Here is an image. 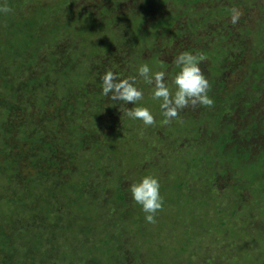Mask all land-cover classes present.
Returning a JSON list of instances; mask_svg holds the SVG:
<instances>
[{"label":"trees","instance_id":"trees-1","mask_svg":"<svg viewBox=\"0 0 264 264\" xmlns=\"http://www.w3.org/2000/svg\"><path fill=\"white\" fill-rule=\"evenodd\" d=\"M42 1L6 0L11 11L0 14V191L14 192L18 188L25 191L21 202L14 197L6 199L0 193V202H7L0 203V264H118L124 257V243L128 236H121V230L112 229L117 220H96L97 211L92 212V205L89 206L95 198L94 191L91 190L87 197L85 186L73 182L74 176L67 170L61 171L62 163L55 162L60 139L55 140L53 133L71 130L75 137L72 144H78L75 148L81 149L93 138L96 141L94 145L97 142L101 144L105 138L114 137L119 141L123 138L124 128L129 134L136 131L137 136L144 131L147 136H152V131H160L155 133L157 140L168 149L162 141L169 136L163 127L164 117L159 112L158 101L150 96L141 102L143 106L150 107L156 117L154 125L145 127L142 122L123 115L126 111L123 104L110 101L101 94V76L106 70L119 72L120 78L136 75V68L143 63H148L154 71L161 70L162 60L155 49L160 42L158 39L168 41L166 45H169L171 40L181 42L188 35L200 44L197 47L190 45L192 50L186 51L203 57L200 67L204 63L209 71L203 72L210 83L209 96L213 105L217 106L213 109L220 116L247 115L251 107L256 110L250 113L251 123L226 119L229 124L222 134H217L215 130L213 139L217 144V154L226 158L233 156L237 160L234 166L247 161V164H252L251 169L256 168L255 172H263L264 148L258 144L259 151L255 153L251 142L259 136L264 137V102L262 109L255 108L264 90V61L260 58L250 61L248 70L253 74L244 77L241 83L233 82L231 85L227 77V73L230 76L234 74L235 65L251 52L247 38L253 33L258 37L264 35V25L256 27V22L251 27L246 24L250 20L251 8H254L253 0H214L212 7H206L204 11L197 7L202 0H148V5L156 12H166V15H156L150 28L144 23L145 17L134 14L132 19L135 24L126 23L127 18L113 11L111 6L107 8L103 5L98 17L91 8L72 10L75 0H63L61 5ZM115 1H111L112 6ZM2 2L4 0H0ZM233 7L243 12L236 25L230 22V9ZM216 23L219 25L215 26ZM100 32H103L102 41L106 38L103 44L98 36ZM85 40L90 41L92 47L86 46ZM257 40L258 45L264 42L261 37ZM84 46L87 51L82 50ZM149 47L150 52L154 51L150 57L141 54ZM119 56L123 60H118ZM89 60H92L91 63ZM116 60L125 62V72L117 68L118 65L114 64ZM162 63L168 69L171 82L178 69L173 63ZM249 76H253L252 80ZM85 77L88 82L84 81ZM138 81L144 89L145 83L142 79ZM220 90L224 94L219 95ZM65 106H70L66 115L62 114ZM257 111L261 114H256ZM141 128H144L142 133L139 131ZM187 130H190L189 126ZM175 144L173 142L175 149H168L170 152L177 149ZM128 145L135 153L130 154V159L138 158L144 149L138 138L130 137ZM122 147L127 152V148ZM92 151L98 153L96 149ZM156 157L158 160H173V156L164 157L160 152ZM72 160L77 161L73 166L78 167V173L81 172L82 162L78 158ZM83 163L92 175L103 172V165L98 161L86 159ZM186 167L180 163L173 168ZM64 173L70 178L64 180ZM161 194L164 199L162 210L166 208L165 204L172 203L181 214V222L187 221V213L193 217L191 209L184 213L186 209L206 204L205 199L191 204L190 200L181 202L180 198L174 203L171 197L167 199L165 192ZM118 198L124 205L125 196L120 193ZM88 208L91 210L88 211ZM81 212L85 215L92 212V215L83 217L85 223L79 217ZM260 213L261 209L257 210V215ZM43 217L48 222L41 221L32 229L25 223L30 218ZM68 221H75L80 238L70 240L71 244H66L65 249L55 250L56 245L50 246L47 230L60 231L61 224ZM192 225L185 231L193 229ZM70 227L67 225V229ZM225 230L227 234L234 232L232 228H228L229 232ZM103 231L106 232L103 234ZM84 238L90 242L86 243ZM259 243L256 250L232 252V258L242 259L243 264H264V238H260ZM82 247L85 249L81 252ZM130 252L135 253L132 249Z\"/></svg>","mask_w":264,"mask_h":264},{"label":"rangeland","instance_id":"rangeland-1","mask_svg":"<svg viewBox=\"0 0 264 264\" xmlns=\"http://www.w3.org/2000/svg\"><path fill=\"white\" fill-rule=\"evenodd\" d=\"M61 1L63 0H43L42 2L53 4L60 3ZM109 1L110 3L108 4V0H75L71 7L75 11L91 8L100 17L99 11L102 9V6L105 5L107 8L111 6L113 11H118L122 13L123 17L127 18L126 23L135 24L132 19L133 14L141 18L145 17L143 20L148 28L152 26L156 15L161 16L164 13L166 15L165 11L156 12V9L148 5V0H117L114 6L111 3L113 0ZM213 1H199L197 7L200 11H204L206 7H212ZM252 2L254 8H251L250 20L246 24L253 27L257 22L256 27H263L264 0H253ZM258 4L260 6L257 7L256 5ZM167 8H169V3ZM217 25L219 23L215 24V26ZM102 34L103 32H100L98 36L103 44L106 38L102 41ZM117 35L119 37L118 31ZM259 37L263 39L264 35ZM259 37L253 33L247 38V44L251 45V52L245 58L246 63L242 59L239 64L235 65L234 74L230 76L227 73L231 85L233 82L234 84L241 83L244 77L253 74L252 71L248 70V64L254 58H260L264 61V42L258 45L257 39ZM69 40H67L68 43H70ZM158 40L160 42L159 44L157 43L158 45L155 49L165 65L172 63V58L175 55L189 50L190 45L196 47L200 45L194 38L188 35L184 36L181 42H179L180 40H171L169 45H166L168 41L163 42L162 39ZM85 42H87L86 46L92 47L90 41L85 40ZM86 46L83 47V51H87ZM151 52L149 47L142 51L141 54L150 57ZM120 59L123 60L119 56L118 60ZM118 60L114 64L118 65L117 68L125 72V62ZM91 61L89 60V63ZM162 61L160 69L165 70L168 74V69L163 66ZM203 65L202 71H208L206 66ZM249 77L252 80L253 76ZM84 81L88 82L89 80L85 77ZM70 88H73V86ZM143 90L145 93L144 98H150L151 86L145 84ZM220 94L224 93L220 90ZM260 95V100L256 102L257 107H255L259 110L262 109L261 104L264 102V90ZM73 102L76 103L77 101L73 98ZM122 106L124 111L127 110L128 105L123 104ZM131 106L129 105V107ZM213 108L216 109L217 106L213 104L211 106H189L181 111L178 117L171 123H163V127L167 130L166 134L169 136V139L166 141L162 140L163 143L168 145V149H175L173 142H176L175 146L177 149L171 152L157 140L156 134L160 133V131L157 133L156 131H152V136H147L144 134L145 127L139 129L141 133L144 132L138 136L136 131L129 134L128 129L124 128L122 133L123 138L119 141L117 139L114 140V137L110 139L105 138L101 144L97 142L98 144L94 145L95 140L91 138L92 140L89 143H84L85 147L81 149L75 148L78 144H72L75 137L71 130L53 133L55 140L60 139L57 142L55 162L59 163V165L62 163L61 171L67 170L74 176L73 182L85 186V195L87 197H89L91 190L94 191L93 197L95 198L92 204L89 203V206L92 205V212L94 210L97 211L95 215L96 220L98 218L117 220L118 223L114 224L115 227L112 229L121 230V236H128L127 241L124 243L126 245L124 246V257H122L118 264H231L230 261H232V264H239L240 260L242 261L241 264H243L244 261L242 259L238 257L232 258V252L253 251L260 245L259 239L264 238V166L262 173L255 172L257 171L256 168L251 169L252 164H247V161L234 166L233 164L237 160L233 156L226 158L218 155L216 152L217 144L213 139L215 135L214 131L216 130V133L222 134L225 127L229 124L228 121L241 122L246 120V122L249 121L248 123H251L250 113H255L256 110L251 107L250 112L246 113L247 115L231 114L225 117L223 114V117ZM66 109H70V106L63 107L62 114H67ZM159 112L162 113L161 109ZM256 114L259 115L261 113L257 111ZM188 126L190 130H187ZM181 131L183 132L181 133ZM146 132L148 131L146 130ZM130 137L134 139L138 138L139 142L144 144V149H142L140 156L135 159H130V154L134 153L132 147L128 145ZM45 138L48 139V135ZM258 144L264 148L263 136H259L251 142V148L254 149L255 153L259 151L257 150ZM122 145L127 148V152L124 151ZM95 149L98 152L97 154L93 153V151L91 152V150L95 151ZM210 150L213 151L211 152ZM159 152L163 153L164 157L173 156V160H158L156 154L158 156ZM77 158L79 162H82L83 166V170L79 171V173L77 172L78 167L73 166V163L77 164V161L73 162L72 160L74 159L75 161ZM86 159L94 162L98 161L102 164L103 172L92 175L91 172L84 168L83 162ZM180 163H182L183 167L184 165L187 167L183 169L173 168ZM148 173L159 177L161 192H165L167 199L171 197L174 203L176 199L180 198L181 202L190 200L191 204H198L199 201L205 199L206 204L186 209L184 213H187L191 209L194 218L188 216L191 213H187V221L181 222L182 217L176 210V206L172 203H167L165 204L167 205L166 208L158 212L156 223H145V214L141 210L140 205L132 201L127 188L132 181L139 180L143 175ZM69 178V174L64 173V180ZM118 178L122 179L116 180ZM1 187L2 184H0ZM0 193L4 194L6 199L11 198L12 200L14 197L18 202H21V198L25 195V191L21 188L14 190V192H7L3 189ZM120 193L125 196L124 205L118 198ZM85 195L84 198H87ZM4 202L0 203H7L6 201ZM91 208H88V211ZM259 209H261V213L257 215V210ZM92 212H86V215H92ZM224 212H226V216ZM81 213L79 217L85 223L86 219L83 218L86 217L85 212ZM44 218H30L25 223L32 229L41 221L48 222ZM213 219L216 220L213 221ZM91 220L93 221L94 219ZM134 220L136 221L135 223L133 222ZM80 221L79 218L78 222L80 223ZM191 223H193L192 227L194 228L186 232L185 229L190 228ZM67 225L71 226L70 229H67ZM228 228H232L234 232L227 234L225 229L229 232ZM56 231L52 232L51 228L47 230L50 246L52 244L56 245L55 250L65 249L66 244H71L70 240L76 241L80 238L75 221L74 223L70 221L66 224L62 223L60 231ZM105 232L103 231L102 233L104 234ZM193 233H195V236ZM84 234L88 236L87 233ZM93 239L96 240L97 238L94 236ZM84 241L86 243L90 242V240L86 241L85 238ZM127 245L129 246L127 247ZM83 247H85L84 244ZM83 247L81 248L82 250L80 249L81 252L85 249ZM131 249L137 255L130 252ZM95 252L98 253V251Z\"/></svg>","mask_w":264,"mask_h":264},{"label":"clouds","instance_id":"clouds-1","mask_svg":"<svg viewBox=\"0 0 264 264\" xmlns=\"http://www.w3.org/2000/svg\"><path fill=\"white\" fill-rule=\"evenodd\" d=\"M11 11L6 0L0 3V14ZM243 12L237 7L230 9V22L236 25ZM203 57L191 51H183L172 58L178 71L169 82L165 70L154 71L148 63L136 68V75L120 78V73L111 69L101 76V94L110 101L128 105L123 113L128 119L142 122L148 127L156 123V117L150 107L143 106L144 90L138 79L151 86V98L159 102L164 117L163 123H171L179 113L189 106H211L213 99L209 96L210 83L200 64ZM129 105H132L129 107ZM127 192L134 203L140 205L147 224L156 223V217L162 210L164 199L161 194V181L155 174L148 173L139 180L132 181Z\"/></svg>","mask_w":264,"mask_h":264}]
</instances>
